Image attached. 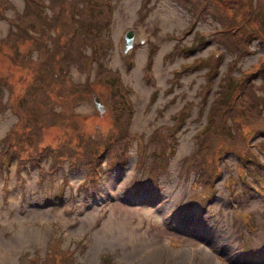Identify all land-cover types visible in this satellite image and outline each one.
<instances>
[{"label": "rangeland", "instance_id": "rangeland-1", "mask_svg": "<svg viewBox=\"0 0 264 264\" xmlns=\"http://www.w3.org/2000/svg\"><path fill=\"white\" fill-rule=\"evenodd\" d=\"M0 264H264V0H0Z\"/></svg>", "mask_w": 264, "mask_h": 264}, {"label": "trees", "instance_id": "trees-1", "mask_svg": "<svg viewBox=\"0 0 264 264\" xmlns=\"http://www.w3.org/2000/svg\"><path fill=\"white\" fill-rule=\"evenodd\" d=\"M31 10H32V9H31V5L29 4V2L24 3V11L21 12V13H19V15H17V17H18V22H19V21L22 22V21L24 20L23 17L29 15V14L32 12ZM20 16H22V17L20 18ZM35 17H36V18H39V17H41V16H39V15H35ZM29 23H31V22H29ZM33 27H35V24L33 25Z\"/></svg>", "mask_w": 264, "mask_h": 264}, {"label": "water", "instance_id": "water-1", "mask_svg": "<svg viewBox=\"0 0 264 264\" xmlns=\"http://www.w3.org/2000/svg\"><path fill=\"white\" fill-rule=\"evenodd\" d=\"M132 38H133V31L131 30H128L126 33H125V47H124V50H127V48L131 45L132 43ZM97 104H99V102L97 101Z\"/></svg>", "mask_w": 264, "mask_h": 264}]
</instances>
